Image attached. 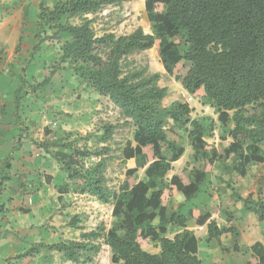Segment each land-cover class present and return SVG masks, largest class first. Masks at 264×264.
<instances>
[{"label": "trees", "instance_id": "1", "mask_svg": "<svg viewBox=\"0 0 264 264\" xmlns=\"http://www.w3.org/2000/svg\"><path fill=\"white\" fill-rule=\"evenodd\" d=\"M130 1L133 0H60L53 8L41 1L35 41L26 61L32 62L47 42L60 45L59 59L51 76L37 85L20 77L15 105L18 111L25 97L48 87L52 76L65 70L62 66H70L83 85L108 99L134 127L136 146L128 142L123 157L126 162L134 159L136 167L127 169V180L112 188L106 177L109 147L94 151L87 146L80 148L77 140H70L72 135L60 137L46 127L43 140L31 142L62 164L68 182L59 189L113 205L112 217L118 221L104 239L112 252L111 264H204L197 255L198 239L193 232L184 230L169 238V226L177 227L181 218L183 222L187 219L198 226L207 225L210 239L235 234L236 228H220L209 212L197 208L184 218L169 203L180 194L187 204L196 200L220 160L234 156V172L243 177L247 167L264 163V0H145L157 36L142 28L123 36L106 31L99 35L94 28L96 19L89 16ZM75 20L77 23L73 24ZM154 48L166 73L190 95L207 100L222 125L232 126L229 147L208 144V128L192 118L193 108L181 102L166 106L170 93L159 85L160 75L149 74L147 68L138 67L131 60V56ZM15 117L19 123V115ZM114 129L113 125H105L98 142L107 145ZM182 130L195 150L194 174L183 170L165 184L170 165L185 153L179 144ZM21 140L20 136L15 151L21 147ZM91 157L98 162L86 167L84 160ZM11 160L12 157L5 161L4 169L11 168ZM146 167L148 181H137L138 171ZM3 174L0 173V189L6 180ZM232 190L235 201H243L248 213L264 221L262 201L244 199L234 187ZM213 211L228 213L230 208L215 205ZM156 219L161 221L157 229L152 227ZM102 230L104 227H98L83 234L82 241L41 243L22 256L45 248L73 264H90L100 251V246L91 241ZM155 241L160 251H146ZM259 260V264H264V256Z\"/></svg>", "mask_w": 264, "mask_h": 264}, {"label": "rangeland", "instance_id": "2", "mask_svg": "<svg viewBox=\"0 0 264 264\" xmlns=\"http://www.w3.org/2000/svg\"><path fill=\"white\" fill-rule=\"evenodd\" d=\"M41 1L44 2L46 7L53 8L60 0H0V56L2 57H0V74L3 73V71L6 73H13V69H16L20 71L21 76H25L27 83L30 85H37L45 79H48L51 76L54 63L59 59L58 53L60 45L54 42H47L42 45L41 50L37 53L32 62L26 61L29 57V51L35 41V26ZM89 18L96 19L94 28L99 35L106 31L114 33L117 36H123L133 33L138 28H142L145 33L157 36V28L145 9V0H133L118 6L108 7L103 12L95 16H89ZM72 23L76 24L77 21H72ZM181 50H184V48L182 47ZM131 60H133L138 67L147 68L149 74L158 73L160 75L159 85L167 87L170 93L165 101L166 106H169L173 102H181L187 103L193 108L192 118L197 119L208 128L205 133V140L208 144L214 145L216 148L219 146L229 147L232 142V138L229 136L232 126L225 127L222 125L218 121L216 110L211 107L207 100L190 95L178 82H176L174 77L166 73L163 61L155 48L137 53L131 56ZM61 68H65V70H60L52 76L51 84L45 91L38 90L36 93H33L35 95L31 94L29 97L30 99L36 97L40 98L43 94L44 97L42 101L46 103L48 100V110H51L50 114L56 115L55 118L59 116L61 121L67 118L71 119L74 115L78 116L72 126L75 128L79 127L82 132L75 130L61 135L60 137L72 135L70 140H77L78 147L83 148L87 146L91 151L101 149L105 146L109 147L110 154L107 158L106 177L108 179V185L116 189L127 180L126 172L130 163L124 160L123 149H125L128 142L134 143L135 129L121 117L119 110L109 100H102L99 111L94 113V118L90 120L81 113L76 114V112H73V108L76 107L74 104L81 100L83 96H85V100H91L94 103L97 102L96 94H94L93 91H87V88H85L84 91L87 93L81 94V91H79V96L75 93L76 98L72 95L71 98L68 97L64 102L61 98L57 96L54 97L55 93L53 94V89H59L61 87L60 83H64V85H78L77 82L79 81L78 78H75L76 76L70 66L65 65ZM18 71L14 72L15 75H17ZM23 71L24 73H22ZM12 78L14 77L12 76ZM18 80L19 86L20 77ZM34 101L35 99L33 102ZM31 104L34 108L39 107L37 101L35 103L31 102ZM62 105L65 107L64 110L58 112L57 109ZM53 109H55L54 112H52ZM65 111L69 114H65ZM56 120H58V118ZM92 120H94L93 123ZM81 121L83 123L82 128L79 126ZM49 123L48 127L51 129L59 132L63 131L64 124L56 125L53 119L49 121ZM105 125H113L115 127L113 137L107 145L98 142V138L104 132L103 127ZM40 130H42L41 127ZM181 132L183 138L179 144L185 148V153L178 162L170 165L165 177V184H168L174 175L181 173L183 170L187 169L194 174L195 150L191 145L188 134L184 130ZM37 134L41 133H39L36 128L34 135L37 141H39L41 138L39 135L37 136ZM44 152L43 150V153ZM47 155H49L47 158L50 160V165H48L50 168L49 171H56L57 173L59 171V173H61L60 170L63 171V168L60 162L53 160L51 154ZM235 161L234 156L230 159L218 161L213 173L208 176L207 182L202 187L198 199L187 204L185 203V198L182 195H178L171 198L169 203L170 208L180 210L185 218L189 215L188 213L192 212L194 207L199 208V210L200 208L211 210L212 206L216 204H228L230 206L236 202L234 199L236 194L233 195L234 191L232 187L235 188V193L239 194L240 192L244 197H252V199L264 201V165H250L247 167V173L243 177L234 172ZM84 162L86 167H93L98 162V159L91 157L85 159ZM146 169L147 167L138 171L136 175L137 181H148ZM38 171L36 169L35 173H38ZM154 189L157 190L158 186H155ZM70 203H76V207L82 208L80 213H85L84 215L88 217L84 226H82L83 228L86 227L85 225H89L91 221L87 213L97 214V217L95 216L96 219L93 221L94 223H92L93 226L90 225L91 228L97 230L98 227H104V230L100 231V236L91 241L93 244L100 246V251L94 256L93 263L90 264H111L112 252L105 244L104 239L107 232L118 221L116 218L112 217L113 205L102 204L89 195H84L80 199L78 196L72 195ZM59 206L61 207L62 204H59L58 207ZM53 211H56L54 213L60 212L61 208L58 210L54 208ZM182 222L183 219L181 218V220L179 219L178 221L177 227L169 226L166 236L173 238L177 234L176 232L182 229ZM160 223L161 221L156 219L152 227L157 229ZM245 224L250 226L256 225L254 220H242L239 221L237 225L242 226ZM75 229L76 231L74 233L71 232L72 235L69 236L77 241H82V228L76 227ZM36 245L38 246L40 244ZM146 251L158 253L160 251L159 243L157 241L151 242ZM39 256V264H73L64 260L59 253L48 251L45 248L42 249ZM34 257H36V255H34Z\"/></svg>", "mask_w": 264, "mask_h": 264}, {"label": "crops", "instance_id": "3", "mask_svg": "<svg viewBox=\"0 0 264 264\" xmlns=\"http://www.w3.org/2000/svg\"><path fill=\"white\" fill-rule=\"evenodd\" d=\"M16 71L18 70L13 69V73L3 71L0 74V173L4 172L3 176L6 179L0 189V209L3 210L0 213V264H39V255L44 248H39L37 252L29 256L22 255L36 244L53 245L67 240H76L69 236L76 231V227L82 228L83 234L94 231L95 229L90 225L93 226L92 223H94L97 214L87 213L91 221L89 225L82 227L88 217L84 215L85 213H80L82 208L76 207V203L71 204L70 200L72 195L78 196L79 199L84 195L76 194L73 190L68 193L62 192L59 187L68 182L66 172L64 170H60L61 173L49 171L50 160L47 158L49 155L44 152L45 155L43 149L31 142V139L37 141L34 135L36 128L41 133L37 134L41 138L39 142L43 140L44 129L49 126V121L52 119L56 125L64 124L63 131L55 130L59 136L75 130L82 132L79 127L72 126L78 116L72 113L74 117L71 119L67 118L68 120L61 121L58 116V120H56V115L50 114L51 110H48V100L43 103V94L40 98H34V102V99H30V94L21 102L17 111L15 96L18 89V78L21 75L20 71L15 75ZM77 83L78 85L60 83L59 89H53L54 97L57 96L64 102L72 95L75 97V93L79 96V91L81 94L87 93L84 92L87 88L86 85H83L80 80ZM46 88L42 91H45ZM87 91L93 90L87 88ZM94 94H96V103L85 100V96L82 95L83 99L81 98L74 104L76 107L73 108V112L81 113L89 120L94 118L93 114L99 111L102 100H108L95 92ZM36 101L39 103L38 108H34L31 104ZM64 108L63 105L59 106L57 111L62 112ZM54 111L55 109L52 110V112ZM16 114L20 117L19 123H17ZM65 114L69 113L65 111ZM93 122L94 120H92ZM82 125L81 121L79 126L82 128ZM20 136L22 145L18 151H15L16 142ZM133 146H136L135 142ZM10 157H12L11 168L4 169L5 161ZM127 162L130 163L128 169L136 167L134 159ZM60 165L62 167V164ZM259 165H264V163ZM35 168L37 171L39 170L38 173H35ZM239 195L244 199L248 198L241 195L240 192ZM59 204L62 206L58 207ZM219 205L221 204H216V206ZM224 205L230 208L228 213L225 211L215 213L213 211L215 205L211 210L204 208H200V210L204 213L209 212L211 220H215L220 228L235 227V234L228 233L219 239H210L207 225L198 226L195 222L187 221V219L182 224L184 228L181 227L182 229L176 233L184 230L193 232L198 239L197 255L204 264H259V258L264 256V221L261 222L255 214L248 213L243 201H236L230 205L232 207L228 204ZM54 208L55 210L61 208V211L54 213L56 212L53 211ZM196 208L194 207L193 210ZM242 220H254L256 225L238 226V222ZM34 255L39 257L36 258ZM19 257L21 258L19 259Z\"/></svg>", "mask_w": 264, "mask_h": 264}]
</instances>
